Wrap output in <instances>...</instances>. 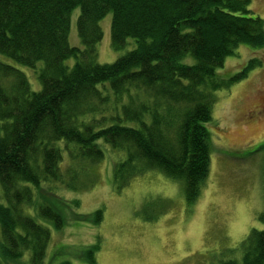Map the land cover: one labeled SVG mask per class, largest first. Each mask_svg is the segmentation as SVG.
Masks as SVG:
<instances>
[{
	"label": "trees",
	"instance_id": "trees-1",
	"mask_svg": "<svg viewBox=\"0 0 264 264\" xmlns=\"http://www.w3.org/2000/svg\"><path fill=\"white\" fill-rule=\"evenodd\" d=\"M76 7L83 47L68 41ZM108 13L112 47L128 38L134 46L100 63L99 21ZM242 43L264 45V21L249 0H0V53L31 67L43 61L41 88L33 90L22 70L0 60V264H43L47 223L59 229L64 217L37 191L43 183L51 191L90 189L103 143L122 154L115 190L157 170L180 180L193 203L209 172L213 91L262 63L251 57L229 79L218 78L216 68ZM256 150L264 185V143ZM92 215L100 220L102 209ZM258 219L264 224V206ZM240 246L239 260L218 264H264V228H252ZM96 248L84 260L92 263Z\"/></svg>",
	"mask_w": 264,
	"mask_h": 264
},
{
	"label": "rangeland",
	"instance_id": "rangeland-1",
	"mask_svg": "<svg viewBox=\"0 0 264 264\" xmlns=\"http://www.w3.org/2000/svg\"><path fill=\"white\" fill-rule=\"evenodd\" d=\"M249 8L264 21V0H249ZM78 14V7L70 14L68 41L83 47L77 32ZM99 23L103 34L97 43L98 62H112L133 48L132 38L120 49L112 47L110 13ZM251 57L262 63L228 87L213 91L212 118L205 122L209 172L193 203L186 201L180 180L157 170L134 177L115 190L113 167L122 154L103 143L105 156L94 167L97 179L90 189L76 191L57 185L51 191L43 183L37 191L64 217L59 229L47 223L51 236L43 264L64 260L71 264H218L239 260L241 241L252 228H264L258 219L264 206L262 153L256 150L264 143V45L251 48L239 44L215 72L218 78L229 79ZM0 60L22 70L33 90L41 88L38 71L43 61L31 67L1 53ZM74 60L69 57L65 63L72 65ZM249 151L254 152L247 156ZM36 199L40 200L37 193ZM99 208L102 218L96 221L92 213ZM26 211L44 223L31 208ZM92 244L97 248L90 263L84 258Z\"/></svg>",
	"mask_w": 264,
	"mask_h": 264
}]
</instances>
